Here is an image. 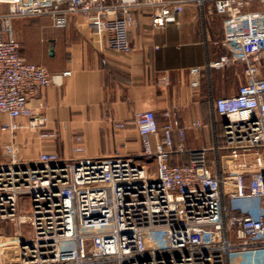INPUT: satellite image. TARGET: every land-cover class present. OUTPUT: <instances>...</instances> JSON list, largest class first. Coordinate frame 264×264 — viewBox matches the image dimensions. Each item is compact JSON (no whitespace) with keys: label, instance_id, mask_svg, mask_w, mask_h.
Returning a JSON list of instances; mask_svg holds the SVG:
<instances>
[{"label":"built area","instance_id":"built-area-1","mask_svg":"<svg viewBox=\"0 0 264 264\" xmlns=\"http://www.w3.org/2000/svg\"><path fill=\"white\" fill-rule=\"evenodd\" d=\"M208 2L223 16L216 43L223 52L205 68L241 63L244 74L236 94L213 101L212 146L197 136L189 149L177 113L166 111L160 125L152 110L137 112L135 125L141 156L152 159L155 171L134 156L82 157L80 133L71 158L54 152L23 161L14 143L2 145L0 264H231L235 252L264 249V208L253 212L237 203L264 202V8L248 9L264 0H0L7 6L0 12V117L9 118L2 130L14 135L47 122L29 99L50 84V72L20 55L16 18L49 14L65 28L80 15L109 51L127 55L140 8H149L152 26L162 28L178 24L186 4ZM203 71L188 70L192 88ZM160 81L168 83L165 76ZM203 127L199 119L189 126ZM176 154H188V163L172 164ZM23 203L30 213L22 212Z\"/></svg>","mask_w":264,"mask_h":264},{"label":"crops","instance_id":"crops-1","mask_svg":"<svg viewBox=\"0 0 264 264\" xmlns=\"http://www.w3.org/2000/svg\"><path fill=\"white\" fill-rule=\"evenodd\" d=\"M263 8L253 2L248 9ZM136 15L139 23L129 33L132 51L127 55L109 51L80 15L73 16L65 28H57L49 14L16 18L20 55L50 72V84L29 99V106L46 116L47 122L40 129H23L13 135L2 130L9 118L1 116L0 148L14 143L23 161L54 152L71 158L75 157L73 136L80 133L86 143L82 157L134 156L155 171L152 159L141 156L142 138L135 125L136 113L144 110L155 112L160 125L166 111L177 113L181 127L187 128V147L196 146L197 136L211 147L213 101L236 94L244 82L241 63L224 70L205 68L223 52L216 44L223 38V16L209 2L203 7L186 4L178 24L162 28L152 26L151 10L147 7L137 10ZM193 67L204 68L198 88L190 86L188 70ZM64 72L70 74L62 76ZM164 76L168 79L166 85L160 81ZM197 119L204 125L199 131L189 128ZM114 122L124 123L125 128H115ZM151 140L155 147V138ZM175 142L178 144L176 135ZM209 156L213 157L212 153ZM188 161V154H176L171 163L182 165ZM225 205L233 208L229 200H225ZM262 208L264 202L247 210Z\"/></svg>","mask_w":264,"mask_h":264},{"label":"rangeland","instance_id":"rangeland-1","mask_svg":"<svg viewBox=\"0 0 264 264\" xmlns=\"http://www.w3.org/2000/svg\"><path fill=\"white\" fill-rule=\"evenodd\" d=\"M257 10V9H255ZM0 12H6V6H0ZM18 22V21H17ZM17 22L14 23V30L16 32V24ZM20 22V21H19ZM1 136V135H0ZM22 154V151H20ZM0 161H2V152L0 148ZM151 168L154 169V166L151 164ZM27 201V198H25ZM237 203L243 206L244 209L250 208L251 206L255 205L258 206L257 202L244 199V200H237ZM21 209L23 213H30L31 208H28L24 203L21 204ZM254 212H256L254 210ZM28 230H31L29 227L28 228H23V233H26ZM32 231V230H31ZM231 264H264V249H258L256 252V255H250L248 252H235L231 254Z\"/></svg>","mask_w":264,"mask_h":264},{"label":"trees","instance_id":"trees-1","mask_svg":"<svg viewBox=\"0 0 264 264\" xmlns=\"http://www.w3.org/2000/svg\"><path fill=\"white\" fill-rule=\"evenodd\" d=\"M228 207H229V205H228ZM229 210L232 211L230 207H229ZM231 213H232V212H230V214H231Z\"/></svg>","mask_w":264,"mask_h":264}]
</instances>
